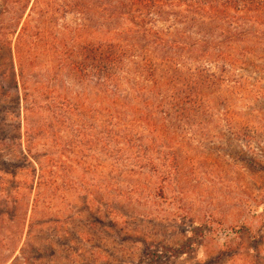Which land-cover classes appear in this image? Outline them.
Returning a JSON list of instances; mask_svg holds the SVG:
<instances>
[{"label":"rangeland","instance_id":"374dc122","mask_svg":"<svg viewBox=\"0 0 264 264\" xmlns=\"http://www.w3.org/2000/svg\"><path fill=\"white\" fill-rule=\"evenodd\" d=\"M77 3L0 0V25L12 42L0 41V264H264V20L245 24L247 35L217 34L214 46L173 17L161 21L169 41L157 57L182 51L170 48L172 39L192 48L205 39L202 49L221 58L202 65L203 74L216 77L191 94L186 128H144L128 111L123 122L138 145L118 146L114 163L107 118L96 111L104 92L70 66L80 44L106 32L97 22L79 31ZM23 25L27 49L18 47ZM122 25L118 32L131 21ZM132 34L146 45L140 28ZM198 48L186 56L202 54ZM185 65V74L195 67ZM138 83L155 85L143 75ZM150 97L145 91L130 104L146 110ZM50 103L71 106L75 128ZM46 153L56 173L43 179ZM133 160L141 163L132 167Z\"/></svg>","mask_w":264,"mask_h":264},{"label":"trees","instance_id":"16d2710c","mask_svg":"<svg viewBox=\"0 0 264 264\" xmlns=\"http://www.w3.org/2000/svg\"><path fill=\"white\" fill-rule=\"evenodd\" d=\"M101 1L102 3L98 4L97 0H78L76 4V10L81 15L79 31L88 30L91 23L97 22L106 35L80 44L74 54L77 58L75 56L70 66L80 74L81 80L85 75L84 80L92 79L99 93L104 92L103 99L107 100L99 101L100 106L96 111L107 118L108 123L105 125L106 129L108 127L109 134L107 146L114 163L120 162L122 147L118 146L134 148L138 145L135 142L139 136L137 138L131 136L130 123L123 122L128 111L138 116L144 128L159 130L169 127L186 128L187 115L190 110L187 104L196 101L193 100L191 94L195 93L194 89H197L198 93L200 86L206 81L213 84L212 78L216 77L213 73L209 77H204L206 74H203L205 67L202 65L208 62L216 63L221 58L219 55L214 58L213 53L202 49L203 45L208 44L205 39L192 42L193 48L184 44H173L175 41L172 39L173 43L170 42V48L178 45L182 51L176 53L166 49L164 54H158L159 57H157L156 50L161 49L162 43L169 41L163 37L168 27L164 28L160 25L161 21L173 17L174 21L184 24V28L190 27L198 30L199 33L208 35L212 42L209 46H214V38L217 34L222 35L225 31H236V34L237 29H241L240 33L247 35L248 33L243 31L245 24H254L264 20V0H118V4L108 3L106 0ZM19 7L26 8L25 6ZM125 19L131 21V26H125L122 31L118 32L117 28L119 25L123 26ZM174 25L173 23L168 26L172 28ZM138 28L144 33L143 38L146 42L144 46L140 45L138 40H134L132 31ZM29 30L30 28L26 25L20 29L18 47L29 48L24 44L30 37ZM6 33L0 25V41L3 44L10 43L11 47L12 42L5 37ZM36 33L40 34V32ZM36 33L35 35L38 36ZM170 33L179 35L180 31L175 28L170 29ZM124 34H130L132 37L122 38ZM41 38L43 39L44 36L41 35ZM198 47L203 50L202 54H194V57L186 56L192 52L197 53ZM152 56H156V59L153 60ZM185 61H190V66H195L193 69L190 68L189 74L181 70L182 66H186ZM142 75L155 85L150 87L140 85L138 82ZM160 82L166 84L162 92H158L156 88ZM145 91L151 93L150 98L152 99L160 98L155 102L151 101L152 99H146L144 103L149 106L146 110L134 103L130 104L131 102L140 104L139 96L144 95ZM58 106L59 108L52 110L53 106L50 103L47 109L54 111L62 124L66 120L70 127L75 128L74 122H69V117L73 113L76 114L73 108L64 103H59ZM78 109L79 107L76 108ZM157 113L161 115L160 123L150 118L151 115ZM29 129L31 133L38 134L37 126ZM32 143L33 139L30 141L29 150L34 147ZM52 159L53 156L50 153L41 157L39 165L43 179L56 173V171H51ZM133 161L136 163L132 167L141 163V160ZM149 163L153 164V160ZM58 168L64 172L60 164Z\"/></svg>","mask_w":264,"mask_h":264}]
</instances>
